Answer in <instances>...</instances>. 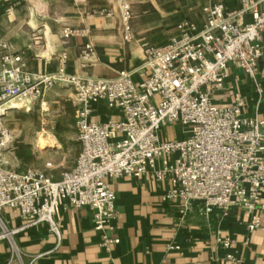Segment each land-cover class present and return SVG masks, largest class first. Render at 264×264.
<instances>
[{
  "label": "built area",
  "instance_id": "2783aa9c",
  "mask_svg": "<svg viewBox=\"0 0 264 264\" xmlns=\"http://www.w3.org/2000/svg\"><path fill=\"white\" fill-rule=\"evenodd\" d=\"M117 9L122 37L129 42L132 12L128 0H117ZM202 12L200 25L181 19L175 36L163 45L147 44L141 65L114 77L84 71L95 57L91 43L80 52L83 70L79 73L66 72L65 52L56 71L36 74L24 68L20 55L0 46V104L15 101L26 107L48 87L64 82L72 89L80 144L73 167L58 180L31 167L12 170L2 165L1 151L11 136L0 123V212L16 209L22 221L11 227L0 214V240L8 247L4 264H34L43 255L27 254L16 239L19 232L39 223L47 225L48 233L56 238L54 249L58 247L62 234L57 218L62 204L88 207L93 228L100 233L99 245L110 251L119 243L113 224L116 196L110 180L122 176L169 177L166 198L178 200L181 213L193 202L201 203L206 217L214 209L224 217L232 208H240L249 231L261 226L264 118L245 114L241 98L219 104L212 95L224 88L229 63L242 68L262 93L257 74L258 60L264 55V0H241L236 9L216 2ZM72 34L81 32H63L65 37ZM137 71L144 76L135 82L132 75ZM98 101L122 117L90 120L92 104ZM170 125L182 128L180 138L163 136ZM214 243L226 250L223 257L215 255V261H235L232 237L218 231Z\"/></svg>",
  "mask_w": 264,
  "mask_h": 264
},
{
  "label": "crops",
  "instance_id": "0c3cea01",
  "mask_svg": "<svg viewBox=\"0 0 264 264\" xmlns=\"http://www.w3.org/2000/svg\"><path fill=\"white\" fill-rule=\"evenodd\" d=\"M240 1L128 0L132 39L126 42L117 0H0V46L20 55L24 68L36 74L56 71L65 52L66 72L79 73L83 70L80 52L91 43L95 57L84 71L114 77L121 70L138 68L147 44L163 45L175 36L181 19L200 25L204 7L220 2L226 9H236ZM64 30H79L81 34L65 37ZM227 72L224 88L212 95L213 101L231 104L241 98L245 114L264 118V55L258 60L257 74L262 93L237 64L229 63ZM143 76L139 71L132 75L135 82ZM71 99V87L58 82L45 89L32 105L24 107L15 101L0 104V120L11 133L10 146L1 153L2 165L16 171L31 167L52 180L71 169L80 149L76 106ZM121 117L120 112L98 101L92 104L89 119L102 122ZM163 136L180 138L182 128L170 125ZM110 187L116 196L113 224L119 237L110 251L99 245L100 233L93 228L91 210L63 204L57 218L62 234L57 248L56 238L48 233L45 223L19 232L18 245L29 255L43 254L34 264H264V210L260 212L261 226L249 231L247 216L240 208H232L224 217L214 209L206 217L201 203L193 202L181 213L178 200L166 198L171 187L169 177L156 180L152 173L122 176L111 179ZM259 203L264 204V189ZM0 214L11 227L22 223L16 209L4 208ZM218 231L234 239L231 252L235 261L213 259L226 253L214 245ZM7 251V243L0 240V264L6 261Z\"/></svg>",
  "mask_w": 264,
  "mask_h": 264
},
{
  "label": "rangeland",
  "instance_id": "374dc122",
  "mask_svg": "<svg viewBox=\"0 0 264 264\" xmlns=\"http://www.w3.org/2000/svg\"><path fill=\"white\" fill-rule=\"evenodd\" d=\"M70 102H72V99H71ZM33 103H34V101L31 102L30 105H32ZM72 103H73V102H72ZM73 105H74V104H73ZM0 123L2 124V127H3V128H6V129L9 131V133H10V130L8 129V127H6L5 124H3V122H2L1 120H0ZM75 127H76V126H75ZM10 136H11V133H10ZM9 146H10V143L7 144V146L1 151V153H2L4 150H6L7 148H9Z\"/></svg>",
  "mask_w": 264,
  "mask_h": 264
}]
</instances>
